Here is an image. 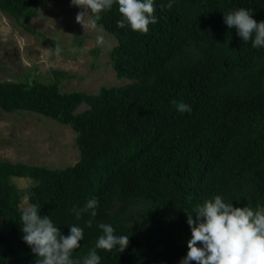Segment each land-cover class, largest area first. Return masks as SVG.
<instances>
[{"label": "trees", "instance_id": "1", "mask_svg": "<svg viewBox=\"0 0 264 264\" xmlns=\"http://www.w3.org/2000/svg\"><path fill=\"white\" fill-rule=\"evenodd\" d=\"M50 1L66 0H0V10L21 25ZM167 3L155 0L157 23L146 34L117 27L115 5L100 14L99 25L116 40L115 76L132 83L86 94L61 92L50 81L0 82L1 111L69 125L80 154L58 169L0 161V264H35L22 240L25 194L63 234L73 224L84 229L74 259L95 246L98 222L127 232L122 250H97L101 264H179L191 235L187 215L216 195L234 207L264 208V48L242 41L223 21L239 7L264 21V0ZM174 101L191 112H179ZM82 104L87 109L77 113ZM13 178L36 184L22 191ZM91 198L98 206L88 227L89 214L77 219L72 209Z\"/></svg>", "mask_w": 264, "mask_h": 264}, {"label": "rangeland", "instance_id": "2", "mask_svg": "<svg viewBox=\"0 0 264 264\" xmlns=\"http://www.w3.org/2000/svg\"><path fill=\"white\" fill-rule=\"evenodd\" d=\"M80 11L83 9L72 6L70 0L50 1L35 7L19 25L0 10V82L30 85L50 81L61 92L86 94L132 83L117 79L112 68L110 52L116 40L105 31L77 23ZM85 109L82 104L76 112ZM75 138L69 125L36 113L0 110V161L49 169L71 167L80 158ZM12 182L22 191L36 184L30 178H13ZM28 205L25 194L20 207Z\"/></svg>", "mask_w": 264, "mask_h": 264}, {"label": "clouds", "instance_id": "3", "mask_svg": "<svg viewBox=\"0 0 264 264\" xmlns=\"http://www.w3.org/2000/svg\"><path fill=\"white\" fill-rule=\"evenodd\" d=\"M70 4L83 9L77 13L76 22L82 27L103 31L98 21L101 13L117 7L120 18L117 27L129 28L133 32L146 34L150 24L157 23L155 0H70ZM168 8L172 0H168ZM253 9L239 7L223 13V21L228 28L235 27L236 34L244 42H251L253 48H264V21H256ZM100 43V38H98ZM56 49V53H59ZM179 112H191V106L183 101H174ZM98 201L89 199L83 208H73L76 218L88 213L86 221L92 226L97 215ZM195 214V219L193 218ZM187 215L190 239L187 240L186 255L179 264H264V209L234 207L221 195H216L196 205L194 212ZM22 240L31 248L35 264H101L98 249L110 252L126 247L129 235H118L111 223L98 222L101 231L95 246L89 249L82 260L73 258L84 239V229L76 224L68 226L63 234L49 215L41 214L38 204H29L20 212ZM199 242V244H198Z\"/></svg>", "mask_w": 264, "mask_h": 264}]
</instances>
